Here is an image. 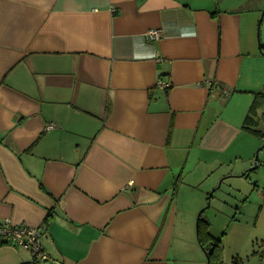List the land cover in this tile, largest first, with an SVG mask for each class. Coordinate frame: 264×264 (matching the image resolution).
<instances>
[{"label": "crops", "instance_id": "obj_1", "mask_svg": "<svg viewBox=\"0 0 264 264\" xmlns=\"http://www.w3.org/2000/svg\"><path fill=\"white\" fill-rule=\"evenodd\" d=\"M261 45L264 0H0V224L47 255L0 238V264H205L176 184L252 166Z\"/></svg>", "mask_w": 264, "mask_h": 264}, {"label": "rangeland", "instance_id": "obj_2", "mask_svg": "<svg viewBox=\"0 0 264 264\" xmlns=\"http://www.w3.org/2000/svg\"><path fill=\"white\" fill-rule=\"evenodd\" d=\"M217 103L220 112L222 104ZM237 138L234 145L249 141L246 135ZM263 144L264 137L251 154L252 166L242 173H237L235 167L247 157L239 160L232 156L230 166L203 162L197 171L188 169L176 184L174 199L180 218L188 217L193 222L196 235L202 211L201 218L209 223L210 234L221 240L222 264H264V148L258 152L257 167L251 170L255 166L254 155ZM202 255L207 264L204 251Z\"/></svg>", "mask_w": 264, "mask_h": 264}, {"label": "built area", "instance_id": "obj_3", "mask_svg": "<svg viewBox=\"0 0 264 264\" xmlns=\"http://www.w3.org/2000/svg\"><path fill=\"white\" fill-rule=\"evenodd\" d=\"M159 35L160 33L158 30H152L147 34V39L153 40L158 38ZM158 85L162 88L169 87V84L163 81H159ZM261 163L264 165V159ZM40 237L41 234L37 228L23 225L14 226L8 220L0 224V238L6 242L10 241L15 246H19L23 250L29 252L35 262L47 260V255L43 252Z\"/></svg>", "mask_w": 264, "mask_h": 264}, {"label": "trees", "instance_id": "obj_4", "mask_svg": "<svg viewBox=\"0 0 264 264\" xmlns=\"http://www.w3.org/2000/svg\"><path fill=\"white\" fill-rule=\"evenodd\" d=\"M260 52L264 56V45H261ZM261 96L263 97L261 98V100H257L259 98V95H257V98H255V100L253 101L249 109V114L243 121L242 127L244 130H247L257 136H260V132L253 128L255 123L252 119V114L256 111L257 107L261 105L264 107V95ZM197 240L207 257V264L223 263L221 257V240L213 237L210 234L209 223L201 218V213L198 215L197 219Z\"/></svg>", "mask_w": 264, "mask_h": 264}, {"label": "water", "instance_id": "obj_5", "mask_svg": "<svg viewBox=\"0 0 264 264\" xmlns=\"http://www.w3.org/2000/svg\"><path fill=\"white\" fill-rule=\"evenodd\" d=\"M262 148H264V144H263V146L261 147V149ZM260 151V149L256 152V156H255V161H257L258 160V152ZM201 213H202V211H201Z\"/></svg>", "mask_w": 264, "mask_h": 264}]
</instances>
